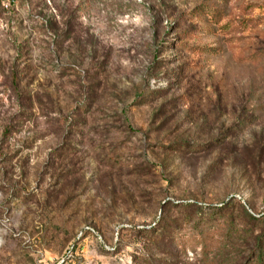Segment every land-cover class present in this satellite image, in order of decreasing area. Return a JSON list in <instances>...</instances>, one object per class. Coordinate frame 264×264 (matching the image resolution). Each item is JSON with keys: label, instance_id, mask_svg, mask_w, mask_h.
I'll return each mask as SVG.
<instances>
[{"label": "rangeland", "instance_id": "obj_1", "mask_svg": "<svg viewBox=\"0 0 264 264\" xmlns=\"http://www.w3.org/2000/svg\"><path fill=\"white\" fill-rule=\"evenodd\" d=\"M260 239L264 0H0V264H264Z\"/></svg>", "mask_w": 264, "mask_h": 264}, {"label": "trees", "instance_id": "obj_2", "mask_svg": "<svg viewBox=\"0 0 264 264\" xmlns=\"http://www.w3.org/2000/svg\"><path fill=\"white\" fill-rule=\"evenodd\" d=\"M222 208H218V209H208V211H204L203 208L201 207H197V208H194L193 211H194V215L192 216H189V220L186 221V223H188L189 225H193V221L196 220L197 223H202V222H207L206 219H203V217H209V220L213 219V218H216L219 214H220V211H221ZM209 237V233H201L199 235H197V240L196 242H205L206 239H208ZM192 241V240H191ZM260 248L258 250L259 252V256L260 257H264V242L262 241V239L259 240V245H258Z\"/></svg>", "mask_w": 264, "mask_h": 264}]
</instances>
